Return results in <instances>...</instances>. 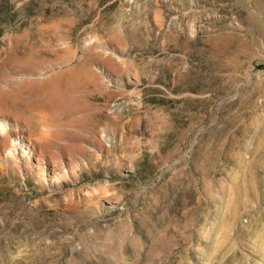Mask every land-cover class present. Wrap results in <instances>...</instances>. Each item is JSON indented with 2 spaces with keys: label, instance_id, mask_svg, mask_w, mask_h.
Wrapping results in <instances>:
<instances>
[{
  "label": "rangeland",
  "instance_id": "374dc122",
  "mask_svg": "<svg viewBox=\"0 0 264 264\" xmlns=\"http://www.w3.org/2000/svg\"><path fill=\"white\" fill-rule=\"evenodd\" d=\"M11 58L71 74L0 114V264H264V0H0Z\"/></svg>",
  "mask_w": 264,
  "mask_h": 264
},
{
  "label": "bare ground",
  "instance_id": "6f19581e",
  "mask_svg": "<svg viewBox=\"0 0 264 264\" xmlns=\"http://www.w3.org/2000/svg\"><path fill=\"white\" fill-rule=\"evenodd\" d=\"M9 60H11V61L6 62V63L3 60H2V62H0V114L8 113V109H6V108L10 107L14 113H9V114L10 115L12 114L13 117H16V118L21 119V120H25V119L28 118L29 122H31L32 119H34L35 117L39 116L40 119L39 118L36 119L39 122V120H41L43 118V115H42L43 109L46 110L47 107L43 103H40L39 101L30 100V97L33 94V92H31L32 93L31 94L30 91H35V90H33V88H37L36 86H39V85H42V84L45 86V88L49 87L52 90L55 89V88H58L57 86H58L59 82L62 81L61 79H62L63 75L66 72L53 71V68H52L51 70L53 72H52V75L48 79L49 80L48 83H47V79H44L41 82H38L37 80H34V79L28 81L27 78H26L25 81L24 80H19L18 78L7 76L4 73V66H6L7 64L11 65L12 63H14V65H16L19 68L18 71H16L17 73L31 74L32 72H35L39 68L43 67L42 66L43 63L42 62H40V63L39 62L38 63H34V62L28 63V61H25V60L21 61L20 59L19 60H15L14 58H11ZM45 73L46 72H44L43 74H45ZM66 74L70 75L71 73L67 72ZM69 79H70V77H69ZM65 80H68V79H65ZM31 87H32V89H31ZM39 87L42 88V86H39ZM55 91H56V89H55ZM34 94H36V93L34 92ZM37 94H38V92H37ZM54 94H57V93H54ZM41 95H44V94H41ZM44 97H45V95H44ZM54 98H55V96H54ZM54 98H52V100ZM58 98L56 100H60ZM47 101H48V99L46 100V102ZM54 101H55V99H54ZM54 101H52V102H54ZM48 102H50V101H48ZM42 107H45L46 109L45 108L42 109ZM54 107L56 108V103H55ZM30 111H36V112L39 111V113H36L33 116H28ZM41 122H42V120H41ZM10 128L11 127L8 124H6V125L0 124V136H2L3 138L7 137V135H9V131L8 130H10ZM5 141L6 140L3 139L4 143H5ZM239 187L240 188H237L236 192H235V202L236 203L240 202V196L241 195H244L245 197L249 198L251 196V194H252L251 187H250L249 183L245 184L244 187H241L240 185H239ZM259 242H258V244H260L259 246L261 247V249L264 252V235L261 236Z\"/></svg>",
  "mask_w": 264,
  "mask_h": 264
}]
</instances>
